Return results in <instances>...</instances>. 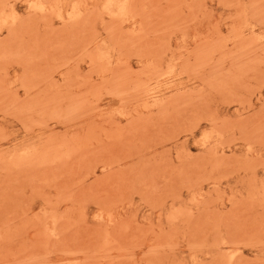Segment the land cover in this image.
Segmentation results:
<instances>
[{
    "label": "rangeland",
    "instance_id": "374dc122",
    "mask_svg": "<svg viewBox=\"0 0 264 264\" xmlns=\"http://www.w3.org/2000/svg\"><path fill=\"white\" fill-rule=\"evenodd\" d=\"M0 264H264V0H0Z\"/></svg>",
    "mask_w": 264,
    "mask_h": 264
}]
</instances>
